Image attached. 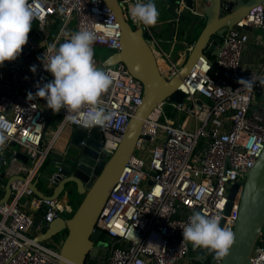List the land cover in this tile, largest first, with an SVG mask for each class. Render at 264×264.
Listing matches in <instances>:
<instances>
[{
	"label": "built area",
	"instance_id": "2783aa9c",
	"mask_svg": "<svg viewBox=\"0 0 264 264\" xmlns=\"http://www.w3.org/2000/svg\"><path fill=\"white\" fill-rule=\"evenodd\" d=\"M27 2L34 13L32 25L36 27L29 33L25 51L17 59L0 65V123L5 125L6 135L11 133L0 148L11 159L3 157L2 165L6 176L26 178L14 180L13 197L0 204V264H62L60 248L64 237L50 245L35 241L29 235L35 215L23 209L21 202L24 197H31L36 209L46 204L47 223L72 210L65 197H37L29 182L39 175L61 131L82 123L80 117L76 122L66 120L63 109L59 131L46 143L50 108L43 98L29 100L28 93H36L38 82L42 86L54 79L38 57L44 56L50 44L56 43L58 47L64 42L62 30L72 33L95 27L93 50L97 67L105 59L96 57L95 48H108L111 54L121 51L123 32L114 11L104 0ZM135 2L120 1L125 18L133 26L139 22L130 14ZM184 6L185 1L180 0L178 14ZM55 22V33L51 35ZM246 26L264 30V1L253 6L223 36L216 57L198 58L178 88L185 94L184 102L166 100L145 119L136 150L113 187L94 229L103 231L116 243L108 256L98 255L100 264H183L191 246L183 240L181 227L188 223L194 211L218 217L221 226L234 233L246 173L264 150V103L256 101L258 95L264 96V87L257 83L248 91L237 83L239 78H250L252 73L258 78L264 76V62L257 70H248L242 63L244 49L250 41ZM141 27L147 42L154 44L169 64L172 76L177 74L180 69L161 46L154 27L142 23ZM35 36L39 37L37 41L33 40ZM256 43L264 46V39ZM186 46L188 51L193 48V44ZM215 64L219 67L214 68ZM33 65L35 72L31 70ZM101 69L118 74L114 85L101 97L100 105L116 113L110 125L101 127L102 150L112 155L142 104L144 87L122 62ZM166 108L171 109L173 116L162 120ZM95 110L85 106L80 116ZM12 144L19 149L12 151ZM18 150L31 158V163L18 158ZM64 163L65 157L55 162L52 185L62 177ZM236 184L239 188L231 199ZM4 189L5 182L0 180V192ZM42 227L40 224L39 228ZM220 260L221 257L217 263ZM251 262L264 264V232L257 239Z\"/></svg>",
	"mask_w": 264,
	"mask_h": 264
},
{
	"label": "water",
	"instance_id": "95a60500",
	"mask_svg": "<svg viewBox=\"0 0 264 264\" xmlns=\"http://www.w3.org/2000/svg\"><path fill=\"white\" fill-rule=\"evenodd\" d=\"M104 1L121 23L123 46L121 51L109 55L103 65L98 68L101 69L104 65L109 66L118 62L124 63L130 72L142 81L143 101L130 119L114 154L107 155L102 150L104 137L100 126H94L88 130L86 127L77 125L71 127L68 151L65 154L66 161L61 170L62 177L58 178L55 184H51V175L56 170L54 164L44 175L39 174L35 180L29 182V187L35 195L43 199H57L63 195L71 197L74 193L83 196L79 207L71 217L60 215L47 223L44 220L47 212L46 204L36 209L34 213L31 230L36 233L37 230H41L33 237L35 241L46 243L56 241L60 233L66 235L60 248L62 264H100L99 244L104 241V232L94 229L113 187L136 150L145 119L166 100L184 102L185 94L178 88L198 58L202 55L216 57L220 51L219 46L222 44L223 36L232 30L253 6L264 0H184L185 6L180 14L177 12L180 0H168L165 14L170 16V20L165 23L170 26V29L162 34V39L177 37L178 41H181L182 37H186L185 33L193 28L195 15L205 20L202 29L200 31L197 29L198 24L197 30L192 34V37H197L193 41V48L189 51L184 66L171 78H166L160 71L157 58L146 40L147 35L141 23L138 22L136 26H133L125 18L121 0ZM197 10L201 15H198ZM183 11L192 14L186 26L184 24L187 19L183 17ZM56 26L57 22L51 28V35L55 33ZM245 28L251 29L250 26ZM32 53L36 55L35 52ZM218 67L214 65V68ZM62 113L63 109L57 114ZM54 115L55 112L50 109L46 128L51 124ZM13 146L16 145L12 144ZM17 156L26 163L32 161L21 150H18ZM2 164L3 159L0 157V170ZM40 179L44 180L47 192L42 189L41 185H38ZM0 180L5 182V189L0 193V204H2L13 197L11 183L14 180L25 181L26 178L23 175L7 177L5 171H1ZM238 188V184L232 188L231 199L234 198ZM67 200L69 202V198ZM230 207L231 203L228 205L227 213ZM40 224L44 226L42 229L39 228ZM262 232H264V150L253 168L246 173L234 227L235 243L229 254L221 257L219 263H217L219 256L211 251L208 264H252L253 249ZM115 244L114 242L113 245ZM204 252L205 249L201 248L200 253L204 255Z\"/></svg>",
	"mask_w": 264,
	"mask_h": 264
},
{
	"label": "clouds",
	"instance_id": "9594fccd",
	"mask_svg": "<svg viewBox=\"0 0 264 264\" xmlns=\"http://www.w3.org/2000/svg\"><path fill=\"white\" fill-rule=\"evenodd\" d=\"M130 14L134 20L148 26H154L159 16L155 0H136L130 7ZM33 19L34 13L27 0H0V65L20 56L28 43ZM62 34L65 37L63 43L58 47L56 43L50 44L44 56L38 57L54 79L42 86L38 82L36 93H28L29 100L43 98L55 113L65 109L66 120L76 122L80 117L84 127L110 125L116 113L100 106L101 97L114 85L118 74L104 71L94 62L95 27L72 33L62 30ZM31 70L35 72L36 66L33 65ZM237 83L240 88L251 91L257 83L264 87V76L258 78L252 73L250 78L241 77ZM85 106L96 110L80 116ZM5 131V125L0 123V148L11 135L10 132L6 135ZM181 228L183 240L191 242L196 248L213 251L219 257L229 254L236 239L230 228L221 226L218 217L202 211H194L188 223Z\"/></svg>",
	"mask_w": 264,
	"mask_h": 264
},
{
	"label": "crops",
	"instance_id": "0c3cea01",
	"mask_svg": "<svg viewBox=\"0 0 264 264\" xmlns=\"http://www.w3.org/2000/svg\"><path fill=\"white\" fill-rule=\"evenodd\" d=\"M155 3H156L157 8H158L159 16H158L157 23L153 27H154V29L156 31V34L160 38L161 43H162L164 49L168 52V54H169V56L171 58V55H172L174 49L176 48V46H178V44H179L180 41H178V38L177 37H175L173 39L169 37L167 40L166 39L165 40L162 39V34L168 29V26L165 23L167 21V19L169 18V17H167L165 15L166 8L168 7V2H165V1H162V0H155ZM189 21H190V18L186 20L184 26H186V24ZM35 27H36V24H33L32 25V30ZM247 31H248V33L250 35V41L247 44L246 48L244 49L242 63L246 66V68L248 70H257L260 67V65L264 62V46H262L260 44H257L256 41L257 40L264 39V30L257 29V28H251L250 30H247ZM182 38H186V37H182ZM184 40H185V46H186V43H189V40L190 39H187V40L184 39ZM182 52H183L184 56L186 55V57L183 58L182 61L180 60L181 63H182V66L181 67H179L177 65L179 67V69L184 66V64H185V62H186V60L188 58L189 51L187 50V46H186V49H183ZM165 62H166V60H165ZM167 65H168V67L166 69L167 70L166 73H168L169 70H170V66H169L168 63H167ZM49 112L50 111L48 110V114H49ZM55 117H57V116H55ZM57 127L58 128L53 133L52 137L55 136L58 133V131H59V125ZM70 133H71V127L68 126L63 131H61V133L58 135V137H57V139H56V141L54 143V146L52 148V151H51V156H52L53 160L59 161V162L60 161H63V158L65 157V154L68 151L67 148H68V141H69ZM62 135H63V137L60 138ZM51 167H52V165H51ZM38 185H41V179L38 182ZM41 187H42V189L44 191L47 192V190H48L47 188H45L42 185H41ZM65 199H67V196L65 197ZM32 201H33V199H31V197H24L22 199L21 206H22L23 209H25L27 211H30L32 213H35L36 207H35V205L33 204ZM39 232H41V230H38L37 233H34L31 230L29 232V235L32 236V237H34ZM46 243L48 245L51 244V242H46ZM183 264H188V262H184Z\"/></svg>",
	"mask_w": 264,
	"mask_h": 264
},
{
	"label": "rangeland",
	"instance_id": "374dc122",
	"mask_svg": "<svg viewBox=\"0 0 264 264\" xmlns=\"http://www.w3.org/2000/svg\"><path fill=\"white\" fill-rule=\"evenodd\" d=\"M183 26V25H182ZM30 35V34H29ZM187 37V36H186ZM39 37L38 36H35L34 38H33V40L34 41H37V39H38ZM187 39V38H186ZM189 39V38H188ZM151 47V46H150ZM183 49H186V46H185V41L184 40H181L180 42H179V44H178V46H176V48L174 49V51H173V53H172V55H171V58H172V60L179 66V67H181L182 66V63H181V61L183 60V58H185L186 57V55L184 56V54H183ZM111 50H109L108 48H105V47H96L95 48V55H96V57L97 58H102V59H106V58H108V56L111 54ZM167 52V51H166ZM168 53V52H167ZM157 58V57H156ZM180 58V59H179ZM179 60V61H178ZM181 60V61H180ZM161 65V68H162V71L164 72V74H167L166 73V69H167V67H168V65H167V63L165 62V60L162 58V63L160 64ZM256 101H257V103H264V96H260V95H258L257 97H256ZM61 120H62V116L61 115H58L57 114V117H54L53 118V120H52V122H51V124L49 125V127L47 128V132H46V136H45V140H46V143H48L49 141H50V139L52 138V135H53V133L57 130V126L60 124V122H61ZM63 137V135L60 137V138H62ZM13 149H11L12 151L13 150H16V149H19V146L18 145H16V146H13L12 147ZM139 153V151H137L136 152V154H138ZM6 158H7V160L8 161H10V159H11V155L8 153L7 155H6ZM1 171H4V166L2 165V167H1V170H0V172ZM44 175V174H43ZM41 185L42 186H44L45 184H44V180H42L41 179ZM45 187V186H44ZM64 196V195H63ZM63 196H61V198L63 197ZM82 195H80V196H74L72 199H71V197H70V204H71V211L69 212H66V213H64V214H62V216H64V217H71L72 215H73V213L77 210V208L79 207V205H80V203H81V201H82ZM40 230V229H39ZM34 232V231H33ZM37 232H38V230H37ZM34 233H36V232H34ZM190 246H191V251H194L195 252V248L196 247H194L193 245H192V243L190 242Z\"/></svg>",
	"mask_w": 264,
	"mask_h": 264
},
{
	"label": "flooded vegetation",
	"instance_id": "af4514ba",
	"mask_svg": "<svg viewBox=\"0 0 264 264\" xmlns=\"http://www.w3.org/2000/svg\"><path fill=\"white\" fill-rule=\"evenodd\" d=\"M197 12H199L198 15H201V14H200V11L197 10ZM165 15H166L167 17H169L167 20H170V16H168L167 14H165ZM182 15H183V17H185L186 19H189V18L192 16V14L189 13V12H187V11H183ZM193 19H194V25H193V28H191V29L189 30L188 33H185L186 36H191V35L194 34L195 31L198 29L197 26H198L199 21L201 20V18L195 15ZM167 26H168V29H170V26H169L168 24H167ZM196 28H197V29H196ZM168 29H167V30H168ZM181 29H182V28H181ZM177 31H178V30H176V32H177ZM182 34H183V30H182ZM182 34H181V35H182ZM176 36H177V35H176ZM182 36H183V35H182ZM5 156H6V153H2V152L0 151V157L3 158V157H5ZM65 161H66V159H65ZM74 196H80V195H78L77 193H74V194L71 196V199H72ZM82 197H83V196H82ZM70 205H71V204H70ZM65 236H66V235H64V233H62V234H61V233L58 234V236H57V240H56V241L62 239V237L65 238ZM50 242L52 243V241H50ZM53 242H54V241H53ZM113 243H114V242L110 241L109 238H108L106 235H104V241L101 242V243L99 244V247H100L99 255H101V256H108V255L111 253V251H112L113 249H115V247H116V244L113 245ZM200 249H201V248H195V252L190 250V252H189V254H188V256H187L185 262H188V264H208V262H209V260H210V259H209V255H208V249H205V252H204L205 254H204V255L200 253Z\"/></svg>",
	"mask_w": 264,
	"mask_h": 264
},
{
	"label": "trees",
	"instance_id": "16d2710c",
	"mask_svg": "<svg viewBox=\"0 0 264 264\" xmlns=\"http://www.w3.org/2000/svg\"><path fill=\"white\" fill-rule=\"evenodd\" d=\"M204 24H205V20L203 19V20H200V22H199V26H198V30L200 31L201 29H202V27L204 26ZM158 36V35H157ZM192 36H187L186 38L188 39H190L189 40V44H193V41L196 39V37L197 36H195V37H192ZM186 38H182L181 40H184V39H186ZM186 39V40H187ZM185 41V40H184ZM165 115L164 116H162V120H164L165 119V116L167 117H171V116H173V113H172V111H171V109L170 108H166V110H165ZM55 160H53V158H52V156L50 155V156H48V158L45 160V162L43 163V165L41 166V168H40V170H39V173L38 174H44V173H46L48 170H49V168L51 167V165H54L55 164ZM38 177V176H37ZM67 195H64L63 197H66ZM67 198H69V203H70V196H67Z\"/></svg>",
	"mask_w": 264,
	"mask_h": 264
},
{
	"label": "bare ground",
	"instance_id": "6f19581e",
	"mask_svg": "<svg viewBox=\"0 0 264 264\" xmlns=\"http://www.w3.org/2000/svg\"><path fill=\"white\" fill-rule=\"evenodd\" d=\"M149 45L151 46L155 56L157 57V61H158V65H159V68H160V71L162 72V74L166 77V78H171L172 77V71L171 69L169 70V72L167 74H164V72L162 71V68H161V63H162V57L160 56V53H159V50L155 47L154 44H151L149 43ZM161 46L163 47L162 43H161ZM164 49V47H163ZM165 50V49H164ZM166 51V50H165Z\"/></svg>",
	"mask_w": 264,
	"mask_h": 264
}]
</instances>
